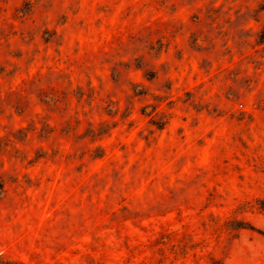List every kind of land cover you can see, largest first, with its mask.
<instances>
[{
	"label": "rangeland",
	"instance_id": "obj_1",
	"mask_svg": "<svg viewBox=\"0 0 264 264\" xmlns=\"http://www.w3.org/2000/svg\"><path fill=\"white\" fill-rule=\"evenodd\" d=\"M258 199L264 0H0V264H264Z\"/></svg>",
	"mask_w": 264,
	"mask_h": 264
},
{
	"label": "trees",
	"instance_id": "obj_2",
	"mask_svg": "<svg viewBox=\"0 0 264 264\" xmlns=\"http://www.w3.org/2000/svg\"><path fill=\"white\" fill-rule=\"evenodd\" d=\"M257 206L260 210L264 211V199H258L257 200ZM226 229H249V230H255L254 226L243 220L238 219H232L226 222L225 224ZM210 263L211 264H224L221 260H217L215 258L210 257Z\"/></svg>",
	"mask_w": 264,
	"mask_h": 264
}]
</instances>
